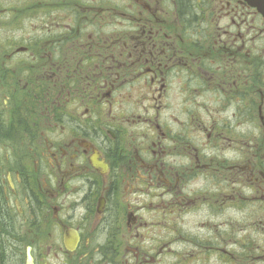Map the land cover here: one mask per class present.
Instances as JSON below:
<instances>
[{"label": "flooded vegetation", "instance_id": "1", "mask_svg": "<svg viewBox=\"0 0 264 264\" xmlns=\"http://www.w3.org/2000/svg\"><path fill=\"white\" fill-rule=\"evenodd\" d=\"M0 7V264H264L257 8Z\"/></svg>", "mask_w": 264, "mask_h": 264}, {"label": "water", "instance_id": "2", "mask_svg": "<svg viewBox=\"0 0 264 264\" xmlns=\"http://www.w3.org/2000/svg\"><path fill=\"white\" fill-rule=\"evenodd\" d=\"M247 1L252 7L257 8V10L264 17V0H247ZM27 264H32V258L30 256L29 249L27 250Z\"/></svg>", "mask_w": 264, "mask_h": 264}, {"label": "rangeland", "instance_id": "3", "mask_svg": "<svg viewBox=\"0 0 264 264\" xmlns=\"http://www.w3.org/2000/svg\"><path fill=\"white\" fill-rule=\"evenodd\" d=\"M7 2V0H0V2L3 4V2ZM2 7V6H1ZM0 7V8H1ZM0 19L3 21V19H4V15H0ZM5 21V20H4ZM1 24V23H0ZM7 38H9L11 41H13L14 40V38H15V35L13 34V32H7V31H5L4 30V32L2 31V30H0V41L1 42H4V41H6V39ZM231 214L232 215H237L236 213H233V212H231ZM233 226L234 227H236V224L235 223H233ZM238 238V237H237Z\"/></svg>", "mask_w": 264, "mask_h": 264}]
</instances>
